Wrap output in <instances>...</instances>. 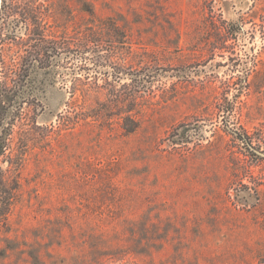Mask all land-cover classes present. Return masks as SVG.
Returning a JSON list of instances; mask_svg holds the SVG:
<instances>
[{
  "label": "rangeland",
  "instance_id": "obj_1",
  "mask_svg": "<svg viewBox=\"0 0 264 264\" xmlns=\"http://www.w3.org/2000/svg\"><path fill=\"white\" fill-rule=\"evenodd\" d=\"M43 46L0 264H264V0H0V56Z\"/></svg>",
  "mask_w": 264,
  "mask_h": 264
},
{
  "label": "flooded vegetation",
  "instance_id": "obj_2",
  "mask_svg": "<svg viewBox=\"0 0 264 264\" xmlns=\"http://www.w3.org/2000/svg\"><path fill=\"white\" fill-rule=\"evenodd\" d=\"M6 9V7H5ZM37 41L42 42V39H35ZM50 44H53L52 42ZM50 46L44 47L42 49L43 54L40 53V51H35L32 50L30 52V57L28 60L24 61L25 64L23 65L22 63H17L14 62L15 64L12 63H7L5 60V56L1 55L0 56V70H1V82L0 84V90L2 91L1 93H5V95H8L9 93H24V94H32L34 93V87L32 86V76H33V71L34 69H42V68H47L48 64H50V58L52 56L48 55ZM54 50V45L51 47ZM42 55V56H41ZM31 84V85H30ZM30 85V86H28ZM23 88H30L26 89L28 91L23 90ZM21 89V90H20ZM20 90V92H19ZM19 92V93H17ZM22 100L26 99V96L23 95ZM23 102V101H22ZM16 104H19V98L17 99L16 97ZM23 103H21L22 105ZM43 110V109H42Z\"/></svg>",
  "mask_w": 264,
  "mask_h": 264
},
{
  "label": "trees",
  "instance_id": "obj_3",
  "mask_svg": "<svg viewBox=\"0 0 264 264\" xmlns=\"http://www.w3.org/2000/svg\"><path fill=\"white\" fill-rule=\"evenodd\" d=\"M3 117H4V116H2V111L0 110V120H2ZM4 118H5V117H4ZM134 132H135V129H133L132 131H129L128 133H129V134H132V133H134ZM5 148H6V146H5V144L3 143V140H2L1 137H0V157L3 156V154H4V152H5ZM3 193H4V192H2V191H1V188H0V194H1L2 196H4ZM1 198H3V197H1ZM2 210H3V205H1V207H0V213L2 212ZM0 216H2V213L0 214Z\"/></svg>",
  "mask_w": 264,
  "mask_h": 264
}]
</instances>
